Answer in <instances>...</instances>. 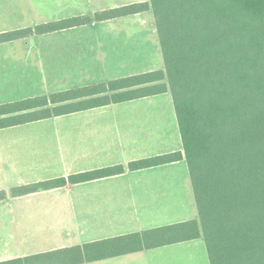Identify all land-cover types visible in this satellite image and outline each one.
Returning <instances> with one entry per match:
<instances>
[{
  "label": "trees",
  "instance_id": "obj_1",
  "mask_svg": "<svg viewBox=\"0 0 264 264\" xmlns=\"http://www.w3.org/2000/svg\"><path fill=\"white\" fill-rule=\"evenodd\" d=\"M152 11L165 69L0 105V128L171 92L182 150L13 190L185 159L199 218L0 264H83L203 238L210 264H264V0H148L0 33V43ZM5 192H0V199Z\"/></svg>",
  "mask_w": 264,
  "mask_h": 264
},
{
  "label": "crops",
  "instance_id": "obj_2",
  "mask_svg": "<svg viewBox=\"0 0 264 264\" xmlns=\"http://www.w3.org/2000/svg\"><path fill=\"white\" fill-rule=\"evenodd\" d=\"M132 2L137 3L119 0H0V22L18 12L29 16L31 6L39 13L57 15L71 6L91 8L94 4H102L98 10L102 11ZM143 13L42 34L50 37L53 33H61L53 37L51 48L41 47L42 57L38 64H30V61L18 63L12 56H2L4 51L0 50V105L136 75L132 70L142 66L151 52L150 32L144 34L138 29L144 26ZM152 16L154 18V14ZM4 32H8L6 28L0 31ZM48 52L64 54L67 62L62 67L54 66L58 59L47 55ZM65 75L69 76L68 81L62 79ZM38 77L39 82L36 81ZM23 84L28 90L44 86L40 91L42 94L36 95V90L27 93ZM47 86L55 87L57 91L49 93ZM15 94L18 96L14 97ZM163 94L0 128V192H5V197L0 199V256L16 254L0 258V261L199 218L188 217L194 204L191 199L194 190L192 192L185 159L134 171L126 169L117 175L49 190L13 193L15 188L29 184L108 166H127L134 160L182 150L175 108L156 107L160 104L154 97ZM51 212L69 213L68 217L62 218L68 224L58 226V237L62 236L63 229L72 228L79 236L91 230L88 235L94 238L73 245L60 243L61 239L45 249L41 245L45 239L40 244L39 226L37 230H31L35 234L26 236L27 240L22 237L26 223L19 214ZM34 223L40 225L39 216L37 221L31 222ZM185 242L189 241L179 243ZM24 245L28 249H23ZM88 263L91 262L83 264Z\"/></svg>",
  "mask_w": 264,
  "mask_h": 264
},
{
  "label": "rangeland",
  "instance_id": "obj_3",
  "mask_svg": "<svg viewBox=\"0 0 264 264\" xmlns=\"http://www.w3.org/2000/svg\"><path fill=\"white\" fill-rule=\"evenodd\" d=\"M119 1H126V3H130L131 1H147V0H119ZM133 3V2H132ZM102 4H94V6H91V8H86L84 6H76L73 8L71 6L68 10L64 12H60L57 15L50 14L45 15L43 13H39L36 11V9L31 6L30 9L31 12L29 13V16L27 14H22L21 12L14 13L12 17H10L8 20L0 22V31L2 28H6V31H12V30H18L23 29L26 27L35 26L37 24L45 23L48 21H55L57 19H61L60 17H70L74 15H81L82 13L93 15L95 12L99 10V8ZM153 13H143L142 17V23L143 28L142 29L144 34L145 32H150V48L151 52L147 54L146 62L143 63L142 66H140L137 69H134V74L137 73H145L149 71L154 70H164L165 69V62L163 57V52L160 44V38L157 31V28L154 26L155 24V17L153 18ZM152 17V18H150ZM152 19V20H151ZM138 23V22H136ZM103 28V27H102ZM61 33H53L50 37H43L42 35H33L29 36L24 39L14 40L11 42L3 43V47H0V50H3L4 53H1L2 56H12L14 61H17L18 63L21 62H29L30 64H38L41 60L42 54H40L41 47L45 46L46 48H51L53 44V37L59 36ZM47 38V39H44ZM34 41H33V40ZM155 39L157 42L155 43ZM49 40V41H48ZM149 48V49H150ZM150 51V50H149ZM49 56H55L58 59V62L54 66H64L67 60L64 59V54H59L56 52H48ZM61 57V58H60ZM59 59L61 61H59ZM69 64V63H68ZM25 65V64H24ZM31 67V66H30ZM32 67H34L32 65ZM38 67V66H37ZM39 71V70H38ZM121 73H127V72H121ZM62 79L65 81L69 80V76L65 75L62 76ZM37 82H39V77L36 79ZM68 85V84H66ZM50 86V85H49ZM47 86L46 91L47 92H55L57 91V88L55 87H49ZM24 90L27 91V93H33L35 90L38 93L36 95L42 94L41 89H43L44 86L38 85L35 88H30L28 90V86L24 85ZM20 88V87H17ZM20 93V92H18ZM17 97L18 95L15 94ZM154 100L158 101V104H160L159 108L164 107L163 105H167L168 107L174 108V103L172 99L171 92H167L163 95H158L157 97H154ZM167 108V107H166ZM191 181V177H190ZM192 192V182H190ZM191 199L194 200V204L192 205V209L190 208L191 212L188 214V217L192 218H198V208L195 201V195L194 192L192 193ZM46 200H48L46 198ZM65 201V199H63ZM21 216V220L25 221V226L23 230L22 237L26 239V236H31L34 233V231L31 230H37V226H39V238H40V244L41 240L45 239V243L41 244L44 245L45 249H48L51 247L54 242H57L58 240L62 241L60 243L66 244V245H73L75 243H79L80 241H86V239H92L93 236H89L88 234L91 232V230H86L85 233H82L80 236L76 234V232L70 228V229H63L62 236L58 237L59 232V225L62 223L63 225H67L68 221L63 220V217H68L69 213L67 214H56L54 212L46 213V214H37V213H24L19 214ZM32 216H35L32 217ZM38 216L40 217V225L37 224H31L32 221H37ZM44 216V219H43ZM61 232V231H60ZM27 233V235H26ZM27 240V239H26ZM31 241V240H29ZM59 245V243H57ZM1 247V246H0ZM25 245L23 246V249H25ZM28 249V248H26ZM25 249V250H26ZM24 251V250H23ZM16 254H5L4 256H0V258L3 257H11ZM88 264H210L207 248L205 245L204 239H197L185 243H179L174 244L170 247H163L158 248L152 251H145L142 253L137 254H129L124 256H119L115 258L105 259L101 261L91 262Z\"/></svg>",
  "mask_w": 264,
  "mask_h": 264
},
{
  "label": "water",
  "instance_id": "obj_4",
  "mask_svg": "<svg viewBox=\"0 0 264 264\" xmlns=\"http://www.w3.org/2000/svg\"><path fill=\"white\" fill-rule=\"evenodd\" d=\"M33 40V39H32ZM34 41V40H33Z\"/></svg>",
  "mask_w": 264,
  "mask_h": 264
}]
</instances>
